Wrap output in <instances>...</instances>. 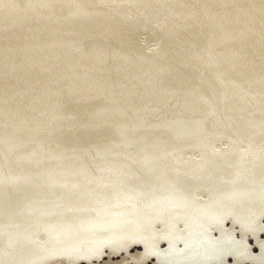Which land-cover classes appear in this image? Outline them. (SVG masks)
I'll return each instance as SVG.
<instances>
[{
	"label": "bare ground",
	"instance_id": "bare-ground-1",
	"mask_svg": "<svg viewBox=\"0 0 264 264\" xmlns=\"http://www.w3.org/2000/svg\"><path fill=\"white\" fill-rule=\"evenodd\" d=\"M174 1L179 3V12L193 15L183 0ZM197 3L206 19L181 21L173 15L162 26L161 40L165 38L167 50L159 57L139 52L135 44L138 27L125 25L75 40L44 36L23 44L13 32L1 36L0 164L11 179L47 175L51 187L44 197L52 205H63L72 186L77 196L73 203L87 205L90 213L51 218L40 229L25 225L16 234L27 247L26 253H18V249L15 254L4 253L10 235L2 216L34 205L8 196L6 185L0 191V249L5 254L0 264H72L77 258L70 259L71 245L99 231L110 232L113 247L124 237L122 242L128 244L134 238H155L148 233L146 221L153 228L171 229L174 237H182L176 231L183 225L206 226L221 220L217 218L221 214L242 213L255 221L258 213L264 221L259 205L264 203V156L240 181L235 173H226L232 167L240 170L248 159L216 155L226 139L210 126L214 113L211 93L203 78L194 77L189 66H182L195 52L188 41L197 34L202 44L196 60L221 99L226 125L246 141L250 151L264 155V121H259L262 129L256 131L250 120L264 118V60L257 58L264 55V44H249L246 39L254 30L262 35L264 18L256 24L255 19L241 16L242 12L264 15V0H241L236 5L232 25L244 21L239 26L244 31L238 34L225 28V21L233 18L225 17L227 8L216 0ZM138 5L147 7L141 2ZM159 9L160 3L154 0L151 14ZM116 12L107 15L114 17ZM95 18L92 14L55 20L39 16L25 26L45 22L70 26L79 19ZM13 27L19 30L24 25ZM243 35L244 39L235 43ZM7 61H12V69L23 62L21 74L9 70ZM163 70L178 75H165ZM19 80L26 86L16 84ZM228 88L237 90L232 100L226 96ZM36 98L40 102L34 101ZM60 109L70 111L73 118L67 119L64 111L55 115ZM24 110L29 116L39 113L42 117L36 122H19L17 117ZM219 138L221 142H217ZM15 148H37L42 153L27 156L22 151L23 157L14 156L13 161L5 151L12 153ZM208 163L217 166L208 177L197 180L199 174L186 175ZM209 196V202H202ZM96 203H102L97 210L92 207ZM164 214L171 216L169 225L162 221ZM255 230L259 236L264 234L263 225ZM212 234H217L216 229ZM228 235L224 232L223 236ZM45 236L48 241L40 242ZM205 250L196 256L186 254L183 260L186 264L224 263L213 248Z\"/></svg>",
	"mask_w": 264,
	"mask_h": 264
},
{
	"label": "rangeland",
	"instance_id": "rangeland-1",
	"mask_svg": "<svg viewBox=\"0 0 264 264\" xmlns=\"http://www.w3.org/2000/svg\"><path fill=\"white\" fill-rule=\"evenodd\" d=\"M153 1L154 0H0V38L5 32L10 31L13 32L14 35L19 38V41H21L20 43L23 44L26 42H34L36 39L43 38L44 36L49 38L68 37L75 40L83 36L92 38L95 33H103L111 27L125 25L128 28L138 27L135 44L139 52L149 57H159L167 50V45L164 43L165 38H163L164 41L161 40L163 30H165L162 26L167 25L172 20L173 15H176V18L181 21H189L193 18L206 19L197 0H183L188 7V11L193 14L192 16L185 14L184 11L179 12V3L174 0H157V2L160 3L159 10L161 11H155L151 14L150 9ZM140 2L147 7L139 6L138 3ZM216 3L228 9L224 12L225 17H233L231 19L226 18L225 28L229 27L228 29L235 34L243 32L244 27H239L244 23L242 19L239 18L240 20H238V22L240 23L237 25H232L235 24L234 20L236 19L233 15L234 8L237 4L241 3V0H216ZM111 10H117L118 12L127 11L130 14H119L116 12V15H114L116 18H114L107 15ZM80 14H92L96 18L90 21L79 19L70 26L67 24L56 25L49 22L37 23V26H25L30 20H34L39 16L55 20L65 16ZM241 16L244 18H251L250 21L255 19V22H257L256 24H258L259 21H263L264 18V15L254 12H242ZM221 17H223L222 14ZM16 24H23L24 27L17 30L13 27V25ZM262 32L261 36L256 30H254V32H248L250 34L246 35V39H249V44H255L256 42H263L261 44H264V30ZM244 37V35L241 37L239 36V38H236L235 43L236 41L237 43L240 42L239 39L243 40ZM188 44L194 47L195 52L190 55L188 61L183 63L182 66H189L194 77L203 78L206 82L212 96L214 108V113L210 118V126L215 131H221L223 138L226 139V141L220 143L219 147L216 149V155L230 158L234 157L236 154L237 157H241L240 159H248V164L246 166H241L240 170H236L232 167L226 172L227 174L235 173L238 181H240L243 173L245 171L251 172L253 163L264 155L250 151L246 145V141H244L238 133L228 128L223 117L221 99L212 82L204 75L203 69L196 60V57L200 55L199 49L202 40L195 34L190 37ZM257 58L258 60H264V55L257 56ZM19 65L24 66V63L21 62V64H16L14 66L16 68L12 69V61L6 62V67L9 70L18 72V75H20L23 70ZM162 73L165 75H178L177 71L172 72L170 70H163ZM40 80L41 79H39L38 83L41 82ZM16 84L19 86L25 85V83H21L20 80L17 81ZM34 85H36V83ZM27 89L28 88H23V90ZM226 93L227 95H225L227 98L232 100L236 97L237 90L228 88ZM43 96H41V98H45V95ZM38 100L39 98H36L34 101L38 103L40 102V100ZM1 104H4V102ZM39 104L40 106L43 105V103ZM63 111L67 119L73 118L72 113L68 110H56L55 115L64 113ZM41 117L39 113H35L34 116H29L27 111L24 110L20 111L17 120L19 122L25 121V123H28L30 121L36 122ZM258 118V116H254L250 119L254 123L256 131L262 129L259 127V121L261 123L264 121V118ZM255 119H257V121H255ZM230 139H232V141ZM217 142H221V138L217 139ZM231 143L235 146L231 145ZM33 148L27 150L15 148L12 153L8 151L5 152L10 159L16 161V157L14 156L22 158L23 152L27 156H29L30 153H42V150L39 152L37 148ZM193 160L198 161L201 159L193 158ZM17 162L21 165H25L22 161ZM216 171L217 166L208 163L202 166V168H198L197 171L191 170L187 172L186 175L188 177H194L199 174L197 180H200V178L208 177ZM6 185L9 186V189L6 191L8 196H15L24 204L34 203V205L32 208L21 206L18 212H8L2 216L6 221L5 225L10 235L9 249L4 251V253L10 252V254H15L17 249V251H19L18 253H26L27 247L16 234L17 231L24 228L25 225H33L37 229H40L44 228L45 220L48 221L51 218L76 217L77 215H86L90 213V209L87 208V205H80L81 207H77V204L73 203L77 196H74L76 190L72 186H70V194L64 200L63 205H59L58 202L54 205L49 204L44 197L51 187V180L47 178V175L38 174V176H30L26 174L18 175L15 179H11L5 167L0 164V191L4 190ZM210 199L211 197L209 196L203 199L202 202H209ZM202 202H200V204H202ZM100 204L102 205V203L94 204L92 206L93 209L97 210ZM259 205L261 211H263L264 203H259ZM47 213L48 216L46 217ZM217 218L221 220L216 223L206 224V226L202 224L193 227L183 225L176 231L182 237H174L175 235L172 234V230H166L164 226L153 228L150 222L148 223V221H146L145 223L149 224V229H147V231L149 230L148 233H153L155 238L151 240H147L144 237L134 238L133 240L131 239L130 244H128L127 240L122 242L124 237L119 241L117 240L118 243L116 241V247L110 244L111 239L114 238L112 235V237H109V231H103V233L99 231L71 245V250L69 251L71 256L70 259L73 260V258H77L76 261H72V264H186L183 260L186 254L196 256L199 253L205 252V248H213V250L218 252L221 258H223L224 263L222 264H264V234L259 236V232L255 230L258 225H263L264 227V221L261 220L260 214H256L257 219L255 221L249 220L242 213L231 217L226 214H221ZM1 219L2 218H0V221ZM170 219V215L164 214L162 221L169 225L171 222ZM181 220L184 219L181 217ZM237 222L239 224H236ZM164 223L163 225H165ZM215 229L217 234H212V230ZM224 232L229 235L223 236ZM39 241L46 243L48 237L45 236ZM113 252L116 253L115 256ZM4 253H1L0 249V260L3 259L2 256H5ZM222 255L225 256L222 257ZM245 260H249V263ZM203 264L217 263L205 262Z\"/></svg>",
	"mask_w": 264,
	"mask_h": 264
}]
</instances>
